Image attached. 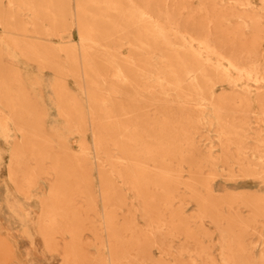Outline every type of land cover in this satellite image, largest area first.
<instances>
[{"label": "rangeland", "instance_id": "obj_1", "mask_svg": "<svg viewBox=\"0 0 264 264\" xmlns=\"http://www.w3.org/2000/svg\"><path fill=\"white\" fill-rule=\"evenodd\" d=\"M20 16L31 19L17 32L60 39L58 74L84 95L75 134L90 138L61 144L67 162L54 146L46 166L21 156L9 168L0 264H26L18 242L36 236L60 264H264V0H0L6 32ZM79 24L98 71L80 50L72 72L61 48ZM201 56L224 79L209 71L203 94L177 89L173 61ZM40 181L49 191L35 195Z\"/></svg>", "mask_w": 264, "mask_h": 264}, {"label": "crops", "instance_id": "obj_2", "mask_svg": "<svg viewBox=\"0 0 264 264\" xmlns=\"http://www.w3.org/2000/svg\"><path fill=\"white\" fill-rule=\"evenodd\" d=\"M71 9L75 10L74 2L71 4ZM30 19L27 16H20L16 24L12 25L15 26L14 31L9 28V31L6 32L4 27H0V45L5 34L7 33L9 36L8 42L3 45L0 58V109L5 117L10 118L8 122L9 136L0 135V193L9 192L8 188L11 192L16 193L14 186L9 181L10 170L8 167L13 146H19L22 150L27 147L26 156L23 158V152L21 154L22 161L34 160L37 163L40 161L46 166L51 161V151L54 146L55 151H61L60 154L55 153L57 159L64 163L67 162L68 151L61 150L60 148L63 147L61 144L65 143L64 146L70 147L73 151L77 141L84 139L89 142L90 138L89 134L83 137L75 134L78 129L76 118L79 117V114L74 111L73 107L74 104H83L84 95L75 88L73 78H63L54 69L55 63H57V55L54 50L59 48L60 39L58 37L30 36L16 31V29L22 30L21 32L27 31L26 24ZM37 26L38 31L45 33L49 31L48 24L44 25L42 20L38 21ZM76 27L71 31L70 40L78 44L80 33ZM16 37L23 40V43L20 42L19 48L11 43V40ZM29 41L34 42L37 46L34 48L35 53H27L29 48L27 49L28 45L24 42L29 43ZM34 44L31 46H35ZM47 53L49 57L45 56ZM53 53L55 54L53 55ZM65 57L62 55V59ZM19 75L20 83L25 87L22 91L24 96L20 93L19 83L16 80ZM58 81L64 82L63 89H57ZM16 102H20L21 106L17 111H12L11 107ZM38 148L41 149L40 154ZM49 188L48 183L40 181L33 193L35 195L44 194L49 191ZM35 205V210L39 211L38 202ZM3 220L5 222V219ZM31 244L28 239L23 238L17 245L19 256L25 259L26 264H60V254L46 250L41 236L35 237L34 246Z\"/></svg>", "mask_w": 264, "mask_h": 264}, {"label": "bare ground", "instance_id": "obj_3", "mask_svg": "<svg viewBox=\"0 0 264 264\" xmlns=\"http://www.w3.org/2000/svg\"><path fill=\"white\" fill-rule=\"evenodd\" d=\"M174 23H175L174 21H170V24L173 25ZM78 29H79V33H80L79 43L77 44V43L73 42L72 40H69L66 45H63L61 47V48H65L68 51V55L72 59V63H73L72 72H74L77 69V66L79 65V63H78V60H79L78 59V55H80V50H81L82 58L84 60L83 62H85V64H86L85 68H87L88 70H94V71L96 70V71H98L96 68H94L92 66V61H91V58H90L92 49L90 48V46H88V44H86V40L89 39L88 36H86V34H85L86 31L82 28V26L80 27V24L78 25ZM8 39H9V36L7 35L5 37V39H3V43H5V40L8 41ZM203 39L206 40V39H209V38L208 37H203ZM167 40H168V38H167ZM178 40L181 43L182 40L181 39H178ZM169 41H170V39H169ZM31 45H33V44H30L28 46V48H29L28 51H29V53H35L34 52V48L36 46H31ZM183 47H186V46H183ZM186 48L190 50L189 51L190 55H193V56H196V57L200 58V55L197 54L195 52V50H193L190 47H186ZM46 57H49V56L46 55ZM57 57H58V59L61 58V56L59 58V55H57ZM58 61H60V60H58ZM204 62H206V59L203 58V57H202L201 63H198L196 65H189V64H187V63H185L183 61H175V62L173 61L172 69H171V74H172L173 77H172L171 80L174 83V85L176 86V88L177 89L187 88V89L194 90V91H196L199 94H203L205 91L209 90V86H208L209 77H207V75H209V73H208L209 71H213L214 73H216L214 75L218 76V79H220V80L224 79V77H222L218 73V70L215 67H213V65L211 63H207L206 62L207 63L206 64ZM59 63L60 62L55 63L56 65L54 66V69L58 73L60 71L62 72V66ZM238 63L239 62H233L232 61L231 64H229L230 65L229 69L233 70L235 68V69L238 70V72H240L242 70V68H239V66L237 65ZM109 66H110L109 68L113 67V68H115L117 70H119V68H120L113 59L109 60ZM252 67H253V64H252ZM191 74H193L195 77H194V79L191 82H188L187 79H188V77ZM75 75L78 78V75L77 74H75ZM228 75H230V74L228 73ZM16 80L19 83L20 82V77H17ZM203 80L206 83L205 82L202 83ZM58 84H59V81L56 83V85L59 87ZM61 84H63L62 86H64V82H62ZM18 88H19L20 93H22V86L20 84H19ZM0 95H1V93H0ZM22 96H23V94H22ZM222 100H225V99L221 98V99L215 100L213 104H214V106L216 107V109H217V111L219 113V119L224 121L223 120V106H224V103L221 102ZM20 106H21V103L20 102H16L11 107V109H12V111L13 110L17 111V109H19ZM262 114L264 115V108L262 110ZM9 120H10V118L5 117L3 115V111L0 109V135H2L4 137L5 136L8 137L9 133H10V130L8 128ZM11 149H12V151H11V156L12 157L11 158H12L13 162L9 164L10 170H11V168H13V163H15V165H16V162H19V160L21 159V154L23 152L22 148L19 147V146H13ZM0 158H1V156H0ZM251 175H254V174L252 173ZM257 176H259V175H257ZM11 180H13V179H11ZM248 191H251V190L250 189H246V192H248ZM4 199L6 200V195L4 196Z\"/></svg>", "mask_w": 264, "mask_h": 264}]
</instances>
